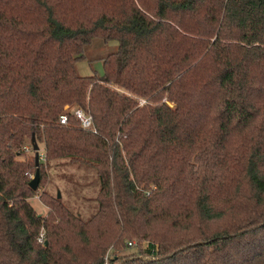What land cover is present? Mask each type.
<instances>
[{
  "label": "trees",
  "instance_id": "16d2710c",
  "mask_svg": "<svg viewBox=\"0 0 264 264\" xmlns=\"http://www.w3.org/2000/svg\"><path fill=\"white\" fill-rule=\"evenodd\" d=\"M92 39L117 47L82 77ZM65 106L94 132L59 125ZM31 134L40 179L94 171L89 218L57 198L35 214ZM127 237L146 257L119 260ZM107 249L106 264H264V0H0V264H104Z\"/></svg>",
  "mask_w": 264,
  "mask_h": 264
},
{
  "label": "rangeland",
  "instance_id": "374dc122",
  "mask_svg": "<svg viewBox=\"0 0 264 264\" xmlns=\"http://www.w3.org/2000/svg\"><path fill=\"white\" fill-rule=\"evenodd\" d=\"M117 43L115 41H108L106 43L99 39H92L90 43L84 47V58L75 63L76 72L79 76L86 77L91 75L99 76L102 73L101 60L108 54L116 50ZM141 100V99H138ZM67 110L74 109V107H67ZM64 107V108H65ZM63 108V109H64ZM62 109V110H63ZM38 155L41 154L42 146L38 145ZM27 150L23 148L25 154L23 160L33 164V152L30 145L25 144ZM44 163L43 160H38ZM34 165V164H33ZM38 165V164H37ZM42 176L39 177L34 195L28 199L29 205L34 210L35 214L41 218H47L48 208L43 204L42 200L57 198L65 207L72 213L79 215L81 219L89 218L96 210L95 194L98 189L97 180L94 171L87 167H78V165L65 164L54 168L51 164L49 168L43 166ZM33 170L29 169V181L33 177ZM42 199V200H41ZM217 225L212 224L210 228H215ZM117 239L114 238V240ZM38 240L42 243L43 231L40 230ZM111 242L109 246L112 244ZM108 246V247H109ZM155 246V245H154ZM116 255L119 260H124L129 257H146L144 249L146 243L135 238L127 237L121 239V243L116 247ZM112 251L106 250L103 256V263H107V259Z\"/></svg>",
  "mask_w": 264,
  "mask_h": 264
},
{
  "label": "built area",
  "instance_id": "2783aa9c",
  "mask_svg": "<svg viewBox=\"0 0 264 264\" xmlns=\"http://www.w3.org/2000/svg\"><path fill=\"white\" fill-rule=\"evenodd\" d=\"M138 103H139V105H142V104H144V101L138 100ZM68 114H71V116L74 118V120L78 123V126L80 129L86 130V131L90 130L91 132H94V130L92 129V123H91L90 116L78 108L67 110V108L65 107L63 109V112L60 115H58L57 123L59 125H66ZM23 148H25V151L27 150L26 147H23ZM38 160H43V152H41V154L38 155ZM37 242H40V240L37 239Z\"/></svg>",
  "mask_w": 264,
  "mask_h": 264
},
{
  "label": "water",
  "instance_id": "95a60500",
  "mask_svg": "<svg viewBox=\"0 0 264 264\" xmlns=\"http://www.w3.org/2000/svg\"><path fill=\"white\" fill-rule=\"evenodd\" d=\"M29 145L31 148V151L33 152V163L35 167V171L33 174L32 179L28 182V188L32 191H35L37 188L39 176H38V171H37V164H38V146L36 142L34 141V137L31 134L29 138Z\"/></svg>",
  "mask_w": 264,
  "mask_h": 264
},
{
  "label": "crops",
  "instance_id": "0c3cea01",
  "mask_svg": "<svg viewBox=\"0 0 264 264\" xmlns=\"http://www.w3.org/2000/svg\"><path fill=\"white\" fill-rule=\"evenodd\" d=\"M42 146V145H41ZM42 150H43V147H42ZM42 150H40L42 152Z\"/></svg>",
  "mask_w": 264,
  "mask_h": 264
}]
</instances>
